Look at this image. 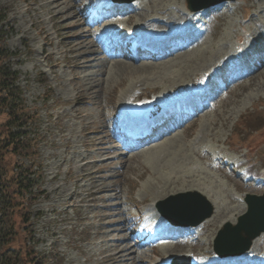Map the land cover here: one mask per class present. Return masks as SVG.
Returning <instances> with one entry per match:
<instances>
[{
	"label": "rangeland",
	"instance_id": "1",
	"mask_svg": "<svg viewBox=\"0 0 264 264\" xmlns=\"http://www.w3.org/2000/svg\"><path fill=\"white\" fill-rule=\"evenodd\" d=\"M67 3L74 6L61 14L63 8L53 10L51 0H0V8L6 15L0 24V36H4L3 45L18 54L9 60L14 61L12 69L18 72L26 106L41 118L37 132L43 136L36 146L42 157L41 198L30 208V232L22 233L19 216L13 217L16 228L19 227V238L12 245L27 259L20 264H32L37 253H49V264H115L112 257L120 237L111 234L125 221L134 238L131 241L138 248V254L132 258L141 257L140 264H162L183 255L194 260L196 256L213 253L214 240L227 218L234 219L247 212L246 204L239 199L247 194H264V186L256 185L246 175L247 168L264 173L262 58L255 57L254 68L263 64L252 76L233 89L220 90L216 109L212 110L211 105L210 111L207 108L193 123L175 131L159 149L140 154L149 148L145 146L133 152V157L115 158L111 164L102 162L106 157L98 152L101 153L104 144L112 149L110 157L129 151H122V143L114 135L128 96L137 101L131 104L134 115L139 112L144 116L154 104L161 110L172 98L185 95L189 89L197 92L200 85L209 82L204 78L202 83V77L220 65L225 66L235 57L237 61L240 57L244 61L249 58L253 45L246 57L244 51L258 35L264 34V0H237L199 12L192 24L199 21L202 26L193 34L197 39L203 35L200 41L194 45L192 42L168 60L141 63L114 59L107 65L102 64L103 53L90 52V45L84 43L92 30L101 48V36L96 35L93 23L91 28L81 17L82 7L85 11L88 6L95 9L97 0ZM135 3L141 8L137 14L120 16L115 19L118 22L103 29L115 32L123 27L124 31L133 32L135 26H142L149 38L157 39L160 34L166 37L179 27H186L193 14L186 0H135ZM67 7L68 4L64 11ZM102 37L111 38V34ZM82 47L83 50H78ZM89 54L94 58H86ZM88 82L97 86L102 83L97 87ZM8 159L14 161L11 156ZM23 162L27 164L28 160ZM215 163L227 166L215 168ZM236 164L232 172L231 167ZM94 182H99L100 187L111 185L117 193L99 194V187L92 189ZM185 185H195L196 190L219 203L214 215L201 224L200 230L190 233L188 242L161 241L139 248V236L134 233L141 227L135 226L136 221L144 217L141 226L151 221L156 204L179 194L176 190ZM170 189L174 192L160 197ZM115 194L120 198L116 199ZM117 204L122 206L118 212L112 210ZM116 213L119 217L104 218ZM261 236L260 250L250 254L255 259L258 253L264 259V234ZM143 252L146 255H140ZM130 261L135 264V259Z\"/></svg>",
	"mask_w": 264,
	"mask_h": 264
},
{
	"label": "trees",
	"instance_id": "2",
	"mask_svg": "<svg viewBox=\"0 0 264 264\" xmlns=\"http://www.w3.org/2000/svg\"><path fill=\"white\" fill-rule=\"evenodd\" d=\"M2 11L0 8V24L6 16ZM3 41L4 36H0V223H3L0 225V258L2 264H18L19 250L9 246L19 236L13 217L19 216V227L26 232V224L30 221L27 204L37 199L32 192L36 183L32 174L36 173V146L42 137L37 132L39 116L26 106L23 89L18 84V72L12 69L14 61L9 60L18 54L10 52ZM7 156L17 158L15 163L11 162V169L3 163ZM24 158L29 160L28 165L19 164Z\"/></svg>",
	"mask_w": 264,
	"mask_h": 264
},
{
	"label": "bare ground",
	"instance_id": "3",
	"mask_svg": "<svg viewBox=\"0 0 264 264\" xmlns=\"http://www.w3.org/2000/svg\"><path fill=\"white\" fill-rule=\"evenodd\" d=\"M67 1L68 0H51V5H52V7H53V10L54 9H57V10H59L60 8H63L62 9V11L60 12L61 14H66L67 12H68V10H70V7H72V6H74V5H70L69 3H67ZM70 1V0H69ZM72 1H74V0H72ZM102 0H99V2H101ZM50 3V2H49ZM68 4V9H66V11H64V9L66 8V5ZM76 5V4H75ZM51 7V8H52ZM132 8H128L127 10H126V12L125 13H122V14H117L115 17H117V18H119L120 16L122 17V16H128V17H132L133 15H135V14H137L138 12H139V10L141 9V8H139L138 6H136V4H133V6H131ZM143 9V8H142ZM61 10V9H60ZM112 10V8L111 7H106V9H105V11H107V12H110ZM84 15H85V12H83L82 13V15H81V17H83L84 18ZM107 16H108V13L105 15V17L100 21V23H102V22H105L106 20H107ZM82 18V19H83ZM74 19H75V17H74ZM93 24H96L97 25V23H93ZM87 26H89V27H91L90 26V22L88 21L87 22ZM147 26V25H146ZM137 27H140V28H142V26H137ZM92 28V27H91ZM144 31L143 32H136V37H135V42L137 41V40H142L144 37H146V41H144L146 44H148L149 46H152V48H153V50L156 52V51H158L159 49L158 48H156V46L158 45V44H162V45H165V44H168L169 42L166 40V37L164 36H162L161 34H160V36L161 37H158L157 39H152L151 37L149 38V36L147 35V31H145V29L144 28H142ZM88 38L84 41V43H86L88 46L90 45V47H88V49L89 50H92V51H90V52H94L95 50H98L99 51V54H101V53H103V55H104V61H102V64H104V63H106V65L107 64H109V62L111 61V60H114V59H118V60H120V61H124L125 59H122V58H116V56H109L108 55V53L106 52V49H104V48H99V46H98V41H99V39H98V37L97 36H95V34L93 33V31L91 30V34H89L88 36H87ZM75 39V38H74ZM76 39H77V37H76ZM77 41H78V39H77ZM76 41V44L78 45V43L79 42H77ZM111 44H114V42L113 41H111L110 42ZM80 44H82V43H80ZM264 45V41H262V39H259L258 40V42L257 43H255V44H253V48H252V50H251V54H256V50L258 49V47H261V46H263ZM84 49V47H82V48H79L78 50H83ZM142 51H146V48L144 49V50H142ZM91 53V54H92ZM180 53V50L179 49H177V48H174V49H172L171 51H169L168 50V53L167 52H165V54L164 55H162V56H158V57H155V58H153V61H159V60H168V59H170L171 57H174L175 56V54H179ZM85 56V55H84ZM90 56H93V55H90L89 54V56H87L86 58H89ZM118 56V55H117ZM140 57H145L146 58V56H144L143 55V53H140ZM84 58V57H83ZM93 58H94V56H93ZM250 58H251V56H249V58H247V59H245V61L244 60H242V58L240 57L239 58V60L240 61H238L240 64L237 66V68H233V73L235 74V78L236 79H242V78H244L245 77V75L247 76V74L248 75H250L251 73H249L250 71H248L247 69L248 68H251V65H250ZM85 59V58H84ZM125 63V62H124ZM122 64V63H121ZM147 67H149V66H147ZM144 68V67H143ZM236 71V72H235ZM246 71H248V73H246ZM221 73H223V72H221ZM246 73V74H245ZM213 74V73H212ZM245 74V75H244ZM244 75V76H243ZM87 83V82H86ZM89 83V85L91 84L90 82H88ZM102 83V82H101ZM101 83L100 84H98V86L96 85V84H91V85H95V86H97V87H99L100 85H101ZM88 85V86H89ZM93 87L94 86H92L91 87V89H93ZM202 92H206V97L205 96H203L202 95ZM214 93H216V89H213L211 86H209V85H201L200 86V88H199V92H198V94H193L192 92H190V91H188L185 95H183V94H181V95H179V97H181V98H183L184 100H185V102L187 103V104H191V105H194V107H195V116L191 119V120H189V123L190 122H192V120L193 119H195V118H198V117H200L201 115H202V113L208 108L207 106H204L203 107V109H199L198 108V106H195L196 104H198V99H202V100H207V101H212L213 100V94ZM132 96V95H131ZM131 96H128L126 99H125V103L127 102V101H129L130 99H131ZM137 97H139V95L137 96ZM125 98V97H124ZM175 98V97H174ZM172 100H173V98L171 99V101L169 102V104H166V105H164L165 107H167V109H166V111H168V112H172V111H174V106H171V102H172ZM124 104V103H123ZM132 104H133V102H132ZM125 105V104H124ZM123 105V106H124ZM136 105V104H135ZM137 106V105H136ZM180 107L182 108L183 107V105H180ZM137 111V110H136ZM122 114H124L125 113V115L128 117V119H129V122H127V123H124V125H121V126H119L118 127V129H120L121 127H123V131L124 132H129V133H132V134H135L136 132H138V133H140L139 131L145 126V124H146V118L145 117H143V116H140V114H139V112L135 115V116H131L132 114H130L129 115V111L127 110V109H124V108H122ZM193 123V122H192ZM191 123V124H192ZM195 123V122H194ZM184 126V125H183ZM177 130V128L176 129H172L169 133H168V135H166V134H164L163 136H160L157 140L155 139L152 143H147V142H149V141H147V142H143L141 145H146V147L147 146H149V148H144L145 146H143V147H141V148H138V150L137 151H139V150H141L142 148H144V150L141 152L140 151V154L141 153H144V152H149V150H152L153 149V151H154V149H156V148H158V147H160V146H162L163 144H165V142H166V140L168 139V137L169 136H171L175 131ZM172 139V138H171ZM104 141V140H103ZM103 141H101V142H103ZM151 141V140H150ZM156 143H159L160 145H154V146H152L153 144H156ZM113 145V144H112ZM151 146V147H150ZM102 147H104V149L103 148H100L101 149V153L100 152H98L99 153V155L100 156H104V157H106L102 162H108V164H111L112 163V160H114L115 158L116 159H122V158H126V157H133L135 154L133 153V150L132 149H130V147L129 146H127V147H125L124 149H122V151H124V150H129L128 152H123L122 154H115V155H113V156H111L110 157V155H112L113 153L111 152V150L112 149H110V148H107L106 147V144H104V145H102ZM121 148V147H120ZM162 148V147H161ZM159 149V148H158ZM119 151H121V149H119ZM131 153V154H130ZM98 155V156H99ZM82 156V155H81ZM80 156V157H81ZM79 157V156H78ZM209 157H211L210 155H209ZM101 160V159H100ZM88 164V163H87ZM94 164V163H93ZM98 164V163H97ZM82 166V165H81ZM85 167V166H84ZM96 167V166H95ZM80 168V167H79ZM99 168V167H98ZM216 168H221V167H219V166H216ZM190 177V176H189ZM101 179V178H100ZM107 182V181H106ZM98 183L99 182H94V183H92L93 184V188L92 189H95L96 187L98 188V191L97 192H99V194H105V193H110V194H112V193H115L116 191H115V189L113 188V186H111V185H108V186H99L98 185ZM111 184V183H110ZM77 186V185H76ZM90 186V185H89ZM175 189V188H174ZM176 190V189H175ZM166 191V190H165ZM176 191H178V192H188V191H196V188H195V185H185V186H180L179 187V190L177 189ZM198 191V190H197ZM172 192H174V190L173 189H170V190H168V192L167 193H165V194H162V196H160V197H164V196H166L167 194H171ZM203 192V191H202ZM201 192V193H202ZM117 193V192H116ZM94 195V194H93ZM92 195V196H93ZM116 195V199H118V198H120V195H118V194H115ZM210 200H211V203L214 205V207L216 208L217 206H216V204H217V202H215V200L214 199H212V198H210L209 197V195H206ZM118 201V200H117ZM154 202H155V199H154ZM202 204H203V202H200L199 200H198V203H196L195 204V206H196V209H199V210H201L202 209ZM219 204V203H218ZM217 204V205H218ZM122 206L120 205V204H117L116 206H114V208L112 209V210H114V211H116V212H118L119 210H120V208H121ZM219 208V207H218ZM244 208V207H243ZM242 212V211H241ZM227 215V214H226ZM158 216H160V214H158ZM117 217H119L118 216V213H116V215H113V216H111L110 214L109 215H104V218H112V219H114V218H117ZM228 220H224L225 222H227V223H231V224H234L235 223V220L236 219H239L240 220V216H238V215H236L235 217H234V219H232V218H227ZM120 220V219H119ZM127 220V219H126ZM118 221V220H117ZM111 223H113V222H111ZM112 226V225H111ZM110 227V226H109ZM113 227V226H112ZM116 227H118V228H115V230L114 231H112L113 233L111 234V235H114V233H117V235L120 237L116 242V245H115V248H116V253L113 255V257H112V260L115 262V264H134V262H131L130 261V259H135V264H140L141 262L143 263V261H141V257H134V258H132L133 257V255H135L136 253H137V250L138 249H135L136 247L132 244V236L130 235V233H129V231H128V229H127V224H126V221H125V223H120L119 224V226H116ZM104 229V228H103ZM103 231V230H102ZM106 232V231H105ZM102 234V233H101ZM111 235H107V236H111ZM104 236V235H103ZM105 237V236H104ZM191 238V237H190ZM262 238H263V236H260V237H257L256 238V240L253 242V245H252V248H251V250L249 251V252H247L246 254H244V255H242V256H235V257H227V258H224V259H222L223 261H225V262H240V263H247L246 261L247 260H254L255 259V257L254 256H252V257H250V254H253V252H254V250L255 251H259L260 249H259V246L262 244L261 242H262ZM181 239L182 238H180V237H178V236H176V237H172L171 238V240H174V241H178V242H180L181 241ZM182 240H184V239H182ZM181 243H182V241H181ZM114 248V247H113ZM201 248V247H200ZM114 251V250H113ZM114 251V252H115ZM139 252V251H138ZM145 252V251H144ZM143 252V253H144ZM111 252H109V254H110ZM143 253H140V255L141 254H143ZM138 254V253H137ZM146 255V254H145ZM111 254H110V258H111ZM107 257V256H106ZM143 257V256H142ZM140 258V259H139ZM257 258V257H256ZM143 260V259H142ZM222 260H220V258L219 259H216V260H214L213 261V263L212 264H220L221 263V261Z\"/></svg>",
	"mask_w": 264,
	"mask_h": 264
},
{
	"label": "water",
	"instance_id": "4",
	"mask_svg": "<svg viewBox=\"0 0 264 264\" xmlns=\"http://www.w3.org/2000/svg\"><path fill=\"white\" fill-rule=\"evenodd\" d=\"M192 10H201L227 0H187ZM173 212L163 211L177 224H198L212 215L213 209L203 201L202 209H196L193 194L181 195ZM190 197V198H189ZM249 213L240 218L237 226L227 225L215 241V249L223 255L241 254L249 250L254 239L264 232V196H248ZM178 209V210H177Z\"/></svg>",
	"mask_w": 264,
	"mask_h": 264
}]
</instances>
